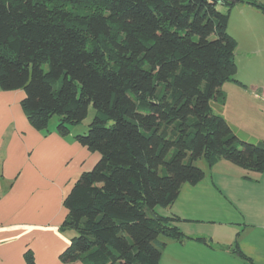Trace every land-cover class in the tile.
I'll list each match as a JSON object with an SVG mask.
<instances>
[{"label":"trees","instance_id":"1","mask_svg":"<svg viewBox=\"0 0 264 264\" xmlns=\"http://www.w3.org/2000/svg\"><path fill=\"white\" fill-rule=\"evenodd\" d=\"M240 3L264 12L251 0H0V90H23L29 124L46 133L57 116L64 136L96 112L75 137L100 158L63 199L75 236L62 263L159 264L160 237L206 244L157 208L203 179L201 159L264 172V145L210 106L237 73L227 25Z\"/></svg>","mask_w":264,"mask_h":264},{"label":"crops","instance_id":"2","mask_svg":"<svg viewBox=\"0 0 264 264\" xmlns=\"http://www.w3.org/2000/svg\"><path fill=\"white\" fill-rule=\"evenodd\" d=\"M251 1L264 6V0ZM259 23L264 12L240 3L230 11L227 32L260 45ZM236 80L247 85L240 76ZM23 96L21 90H0V264H27L28 258L34 264H81L59 259L75 236L61 228L67 215L62 202L100 156L76 141L75 129L64 136L56 132L57 122H49L46 133L34 129L22 110ZM233 99L228 116L216 115L240 140L264 145V97ZM204 164L203 179L184 184L159 212L178 217L174 225L184 236L207 242L160 237L165 247L159 264H264V172L247 173L226 160Z\"/></svg>","mask_w":264,"mask_h":264},{"label":"rangeland","instance_id":"3","mask_svg":"<svg viewBox=\"0 0 264 264\" xmlns=\"http://www.w3.org/2000/svg\"><path fill=\"white\" fill-rule=\"evenodd\" d=\"M218 10L224 13L225 7L220 5ZM256 28L264 31V24L259 23L256 25ZM234 39L237 43L235 49L237 73L234 76V80L225 82L220 88L224 100L219 99L210 101V106L215 115L223 111L224 114L228 116V113L231 111V106L234 104V97H264V43L260 45L249 44L243 37ZM238 76L242 77L243 81L248 86L237 81L236 79ZM21 91L23 92V90ZM95 115L96 112L92 105H90L87 117L70 129H75L74 132H76L77 135H85ZM57 119V116H53L50 119L51 125L55 124ZM249 143L256 144L257 142L250 141ZM196 165L200 169L203 168L205 166L204 160L201 159L197 161ZM161 210L162 208H157V211Z\"/></svg>","mask_w":264,"mask_h":264}]
</instances>
